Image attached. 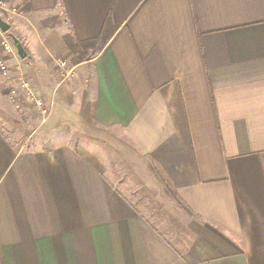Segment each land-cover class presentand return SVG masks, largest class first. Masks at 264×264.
I'll list each match as a JSON object with an SVG mask.
<instances>
[{"label":"crops","instance_id":"0c3cea01","mask_svg":"<svg viewBox=\"0 0 264 264\" xmlns=\"http://www.w3.org/2000/svg\"><path fill=\"white\" fill-rule=\"evenodd\" d=\"M0 3L49 108L0 75V264H264V0Z\"/></svg>","mask_w":264,"mask_h":264},{"label":"built area","instance_id":"2783aa9c","mask_svg":"<svg viewBox=\"0 0 264 264\" xmlns=\"http://www.w3.org/2000/svg\"><path fill=\"white\" fill-rule=\"evenodd\" d=\"M12 9L8 7L5 3H0V14L13 12ZM15 47L12 43V40L9 36L6 35V32H2L0 30V75L8 79L9 78V65L6 63V60L4 58L5 55H13ZM57 64V67L60 70V73L58 74L60 77V80H66L70 77L72 70L69 69L66 65L65 61H62V59L54 60ZM18 85L16 87H12L11 89V100L13 101V97H17V90H21L23 94L25 95L24 98L26 99V102H29L34 108H38L42 116V121H45V119L48 116L49 108L46 106V102L44 97H38L34 94L33 90L30 89L31 86H29V82L25 80L23 77L18 78ZM16 107L21 111L22 108L16 103ZM26 107V106H25Z\"/></svg>","mask_w":264,"mask_h":264},{"label":"rangeland","instance_id":"374dc122","mask_svg":"<svg viewBox=\"0 0 264 264\" xmlns=\"http://www.w3.org/2000/svg\"><path fill=\"white\" fill-rule=\"evenodd\" d=\"M6 35L9 36L7 33H6ZM7 56H10V55H7ZM11 56L14 57L15 59L19 58L17 53H16V50H14V54ZM4 58L6 60V56ZM20 64L21 63L16 62V65L14 67L15 70L12 67L11 68L9 67V69H10V73L8 75L9 78L6 80L9 81V83L11 85L10 88L16 87L18 85L17 80L19 77H23L25 80H27L29 82V86H31L30 77L26 75V72L23 71L22 65H20ZM55 64H56V62H55ZM56 67H57V64H56ZM68 67H70V66L68 65ZM57 71H58L57 74H59L60 70L58 67H57ZM30 89H32V88L30 87ZM19 95H21V98ZM24 96L25 95L23 94V92H21V90H17V97H13L14 103L11 102L12 100L9 101L12 104V106H14L13 107L14 112H15L14 115H16V117H17L16 121L14 120V123H16L17 125L12 124V127H11V125H10V127L13 129L12 134H14V136H15V134H17L19 137H24V136L26 137V136H28V134L33 132V138H34V136H36V134H39V132L44 128L43 126L45 124H40V120L42 121L43 115L40 113V111L37 107L34 108L31 104H29V102H26V99L24 98ZM16 103L22 108L21 111L16 107ZM10 121H12V120H10ZM10 127H8V128H10ZM41 127H43V128H41ZM49 144H50V142L45 143V145H49Z\"/></svg>","mask_w":264,"mask_h":264},{"label":"trees","instance_id":"16d2710c","mask_svg":"<svg viewBox=\"0 0 264 264\" xmlns=\"http://www.w3.org/2000/svg\"><path fill=\"white\" fill-rule=\"evenodd\" d=\"M104 34L105 33L103 31V33L99 37L85 42L79 41L74 35L66 34L65 36H63L64 43L67 46L66 48H68V50L72 54V59H70V61L73 64H77L84 60L90 59L93 54L97 50H99V46L104 45ZM169 192H171L172 196L176 198L171 189H169Z\"/></svg>","mask_w":264,"mask_h":264},{"label":"water","instance_id":"95a60500","mask_svg":"<svg viewBox=\"0 0 264 264\" xmlns=\"http://www.w3.org/2000/svg\"><path fill=\"white\" fill-rule=\"evenodd\" d=\"M9 29L8 24H5L4 22H2V20L0 19V30L2 32H7ZM12 43L15 47L14 50H16L17 54L19 57L24 58L25 57V52L24 49H22V45L20 44V42L15 38V37H11Z\"/></svg>","mask_w":264,"mask_h":264}]
</instances>
